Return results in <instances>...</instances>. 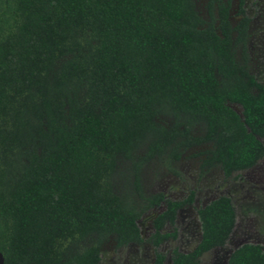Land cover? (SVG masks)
Segmentation results:
<instances>
[{
  "label": "trees",
  "instance_id": "obj_1",
  "mask_svg": "<svg viewBox=\"0 0 264 264\" xmlns=\"http://www.w3.org/2000/svg\"><path fill=\"white\" fill-rule=\"evenodd\" d=\"M0 0V252L4 264H101L116 247L178 238V212L194 203L143 193L150 163L189 150L202 172L226 179L264 159V85L250 71V18L239 0ZM230 104L239 105L242 114ZM127 187L117 192L119 169ZM201 239L172 264H201L237 222L222 195L198 210ZM227 264H264L246 243Z\"/></svg>",
  "mask_w": 264,
  "mask_h": 264
},
{
  "label": "rangeland",
  "instance_id": "obj_2",
  "mask_svg": "<svg viewBox=\"0 0 264 264\" xmlns=\"http://www.w3.org/2000/svg\"><path fill=\"white\" fill-rule=\"evenodd\" d=\"M227 1V0H222ZM246 14L250 18L248 53L250 71L264 84V0H244ZM206 0H196V7L206 18ZM239 0H231V22L235 25ZM230 106L242 114L239 105ZM264 142V139H262ZM203 149V148H202ZM201 148L189 150L175 163L156 160L148 164L142 172L143 193L146 196L162 193L166 199L181 201L194 192V203L183 208L177 216L175 225H167L165 233L178 231V238L170 239L159 247L166 255L164 264H172L171 251H192L201 239V226L198 210L210 201L225 195L232 199L236 211V226L226 245L212 250L201 259V264H227L231 253L246 243L260 244L264 248V159L252 169L240 172L226 179L220 168L202 172L200 159L193 154ZM129 166L120 167L122 176L116 178L117 192L130 189L126 182ZM165 210V204L153 208L139 220L145 242L142 245L130 244L118 249L113 238L101 250V264H153L155 249L149 243L154 233L153 220Z\"/></svg>",
  "mask_w": 264,
  "mask_h": 264
},
{
  "label": "flooded vegetation",
  "instance_id": "obj_3",
  "mask_svg": "<svg viewBox=\"0 0 264 264\" xmlns=\"http://www.w3.org/2000/svg\"><path fill=\"white\" fill-rule=\"evenodd\" d=\"M256 78H257V77H256ZM258 81H259V80H258ZM262 84H263V83H262ZM263 85H264V84H263ZM254 167H255V166H254ZM251 169H252V168H251ZM162 204H163V203H162ZM206 205H207V204H206ZM203 207H204V206H203ZM181 210H182V209H181ZM181 210H180V211H181ZM180 211H179V212H180ZM179 212H178V213H179ZM161 213H162V212H161ZM177 216H178V215H177ZM156 217H157V216H156ZM156 217H155V218H156ZM155 218H154V219H155ZM153 221H154V220H153ZM138 222H139V221H138ZM138 224H139V223H138ZM168 225H170V224H168ZM166 226H167V225H166ZM166 226H165V227H166ZM153 228H154V226H153ZM140 230H141V229H140ZM154 232H155V229H154ZM162 232L165 233V232H164V229H163ZM153 234H154V233H153ZM141 235H142V232H141ZM142 238H143V235H142ZM150 238H151V237H150ZM143 239H144V238H143ZM149 240H150V239H149ZM144 242H145V240H144ZM144 242H143V243H144ZM143 243H142V244H143ZM149 243H150V242H149ZM131 244H135V243H131ZM142 244H137V245H142ZM150 244H151V243H150ZM115 245H116V244H115ZM129 245H130V244H129ZM151 245H152V244H151ZM127 246H128V245H127ZM152 247L154 248L153 245H152ZM121 248H123V247H121ZM118 249H120V248H118ZM154 249H155V248H154ZM157 250L159 251V248H158ZM189 252H190V251H189ZM183 253H184V252H183ZM186 253H188V252H186ZM154 257H155V258H154V263H153V264H155V261H156V250H155ZM170 257H171V255H170ZM171 261H172V260H171Z\"/></svg>",
  "mask_w": 264,
  "mask_h": 264
},
{
  "label": "water",
  "instance_id": "obj_4",
  "mask_svg": "<svg viewBox=\"0 0 264 264\" xmlns=\"http://www.w3.org/2000/svg\"><path fill=\"white\" fill-rule=\"evenodd\" d=\"M4 257L2 255V253L0 252V264H4Z\"/></svg>",
  "mask_w": 264,
  "mask_h": 264
}]
</instances>
